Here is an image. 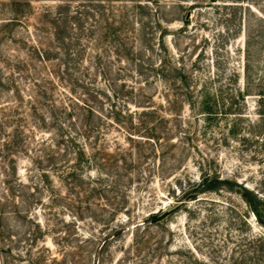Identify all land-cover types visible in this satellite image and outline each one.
Here are the masks:
<instances>
[{"label": "rangeland", "instance_id": "obj_1", "mask_svg": "<svg viewBox=\"0 0 264 264\" xmlns=\"http://www.w3.org/2000/svg\"><path fill=\"white\" fill-rule=\"evenodd\" d=\"M164 63L188 76L174 112ZM87 90L166 118L157 155L109 129L131 165L75 179ZM0 264H264V0H0Z\"/></svg>", "mask_w": 264, "mask_h": 264}, {"label": "trees", "instance_id": "obj_2", "mask_svg": "<svg viewBox=\"0 0 264 264\" xmlns=\"http://www.w3.org/2000/svg\"><path fill=\"white\" fill-rule=\"evenodd\" d=\"M102 17V19L105 20V16ZM103 38L106 40L108 36L102 34L100 36V42L103 41ZM81 48L83 49L84 47ZM71 51L72 50L70 49V56H77L76 54L78 52L75 54L74 51ZM97 51L99 55L92 57L95 66L96 64L99 66L102 59L101 52H104V50L99 48ZM117 55L119 56L118 53ZM78 59L80 60L78 66L83 70L82 75H84L85 71L87 70L85 67H83L85 60L83 58ZM151 70L154 72V77L164 84L165 89L173 92V100L168 99L167 96H165V99L167 104H169V111L174 112L176 106L179 104V101H182L181 97L184 95L183 88H185L188 93H191L189 91V85L187 82V74L183 71V68L171 64L166 66L165 63L163 65L161 64L159 67L152 65ZM102 71H105V69L101 70L100 73ZM103 73L104 75L106 74V72ZM87 74H89V72H87ZM79 82L81 83V80H79ZM239 93L244 100L245 97L243 94H241L242 92ZM83 97H88V99H76V106L78 107L79 113L74 118L79 121V126L77 127L78 131L75 133L74 140H72L74 146L73 153L75 157V169L73 171V176L75 179L83 178L84 174H81V171L83 170H86V172L88 171L89 174L92 170H96L97 173H100V176L105 175L109 177L110 174L106 173L105 171H112L114 166L118 167V165H120V169L126 171L129 164L131 165V152H125L117 142H115V152H108L109 147H106L107 145L105 142L106 136L109 133V129H114L118 132L125 133L128 136L127 138L130 142H134L136 139V141L142 142L146 140L148 144L152 143V145L150 144L152 146L151 153L157 155L159 151L158 146L157 144L153 146V143H156L157 140L160 141L162 139L159 137L160 134H158V131L161 129V127L168 124V120L163 116H159L155 108L147 110L145 109L141 113L131 111L128 102H123V105L118 106L116 103V96H114V94H108V91L101 92L87 90V92L83 94ZM139 98L144 99V101L137 104L136 106L138 107H141L143 103L145 105H150L153 103L149 101V98H152L151 96L147 97V95L140 94ZM200 99L201 100L198 103V107L200 108L202 114L207 115V117L212 116L214 114V109L217 106V102L213 98L211 92L204 89ZM97 103L100 107H97ZM169 114L173 115L172 113ZM181 118V115L173 116V120H180ZM136 136L139 138H136ZM138 144L141 145L140 147L143 146L141 143ZM128 155H130L129 163H127L126 157ZM89 179L91 178L89 177ZM221 184L222 180H219L218 178H205L201 183L197 184L193 182L191 190L186 192L184 195L185 197L191 196L190 198L195 200V197L198 193L216 192L220 189ZM115 212H119V210L116 209ZM256 217L259 219L258 214H256ZM156 220L158 221V219ZM156 220L150 218L151 222ZM242 259L245 260V257Z\"/></svg>", "mask_w": 264, "mask_h": 264}]
</instances>
